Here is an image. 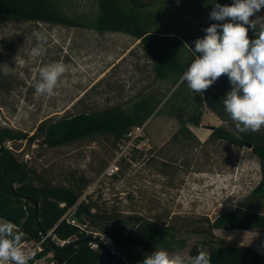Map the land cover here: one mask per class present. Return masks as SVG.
Listing matches in <instances>:
<instances>
[{"label":"rangeland","instance_id":"374dc122","mask_svg":"<svg viewBox=\"0 0 264 264\" xmlns=\"http://www.w3.org/2000/svg\"><path fill=\"white\" fill-rule=\"evenodd\" d=\"M146 1L160 16V28L185 39L182 56L188 66L194 59L189 46L194 47L195 39L205 35L204 28L217 22L209 17L213 4L208 0ZM58 3L71 16L91 17L97 10V0ZM250 19L258 30L264 28V8ZM35 31L49 37L40 56L31 54L37 44ZM57 60L64 62L66 71L54 94L38 93L39 68ZM218 82L217 78L200 95L186 82L177 88L169 79L156 78L142 45L125 33L33 20L0 22V126L31 134L41 121L80 112L114 105L132 111L142 99L154 107L130 143L95 135L56 147L26 140H6L5 144L42 182L68 186L85 182L81 196L101 211H116L121 217L139 215L161 227H172L175 238L184 240L168 249L172 254H188L194 244L208 250L204 234L195 231L206 230L216 216L242 204L260 179L258 158L249 147L208 137L213 126L231 129L202 101ZM192 97L203 105L197 124L188 121L194 111ZM111 164L116 170L106 175ZM248 203L264 214V197H253ZM140 226L134 223L132 230ZM86 229L102 233L92 222H86ZM211 235L212 240L247 245L264 255V231L215 228ZM155 248L166 247L152 244L148 253Z\"/></svg>","mask_w":264,"mask_h":264},{"label":"trees","instance_id":"16d2710c","mask_svg":"<svg viewBox=\"0 0 264 264\" xmlns=\"http://www.w3.org/2000/svg\"><path fill=\"white\" fill-rule=\"evenodd\" d=\"M220 4H230L232 0H218ZM146 0H97L96 13L91 16H71L65 12L58 0H0V22L3 21H41L60 24L66 27L89 28L98 32H121L139 40L144 54L152 61V70L156 78L169 79L177 88L183 83L181 74L187 65L183 58L186 49L185 39L178 34L160 28V16ZM213 7V6H212ZM212 9V8H211ZM257 33L260 31L256 28ZM255 31L249 29L250 38ZM217 87L203 96L204 105L219 118L231 124V129L213 126L208 137L229 141L236 146H246L256 155L260 168V179L246 197L233 210H227L208 222L206 230H196L204 234L211 264H264V255L247 245L224 243L221 238L212 240L211 231L215 228L258 229L264 231V214L249 206L253 197H264V127L259 131L240 133L224 111L223 96L231 85L226 74L219 78ZM194 101V111L188 121L199 123L202 104ZM181 110V108H178ZM146 99L135 102L132 111L120 105L108 108L80 112L55 120L41 121L29 134L0 126V217L15 222L28 237H38V231H47L55 226L54 233L61 239L84 238L87 235L76 225L61 220L67 208L76 203L85 182L62 185L42 182L34 169L18 160L15 154L4 146L6 140L38 141L48 147L66 145L95 135H110L119 142L135 126H142L153 112ZM186 122L184 123V127ZM182 129V128H181ZM81 179V178H80ZM33 196L38 202V220L32 202ZM64 203V206H60ZM74 216L82 224L92 222L100 226L102 233L112 238L125 260L106 258L88 245V240L74 246L55 248L46 243V250L59 253L63 262L60 264H140L148 254L152 244L171 249L173 244H183V239H176L170 226L146 220L139 215L121 217L116 211H101L91 201H81ZM140 225L138 230L132 226ZM215 244V245H213ZM201 248L194 244L188 254H195ZM59 264V263H58Z\"/></svg>","mask_w":264,"mask_h":264},{"label":"clouds","instance_id":"9594fccd","mask_svg":"<svg viewBox=\"0 0 264 264\" xmlns=\"http://www.w3.org/2000/svg\"><path fill=\"white\" fill-rule=\"evenodd\" d=\"M213 4L209 13L213 22L204 28L189 49L194 57L181 74V81L195 94L203 95L217 78L226 74L231 85L223 96L224 111L240 133L259 131L264 127V28L258 33L250 17L264 8V0H232ZM255 31L250 38L249 29ZM37 44L33 56L42 55L48 35L35 31ZM66 71L57 60L39 68L40 79L35 84L38 93L53 95L58 79ZM227 196V195H226ZM26 233L13 221L0 218V264H29L35 251L23 247ZM140 264H211V254L199 250L195 254H172L166 248H155Z\"/></svg>","mask_w":264,"mask_h":264},{"label":"built area","instance_id":"2783aa9c","mask_svg":"<svg viewBox=\"0 0 264 264\" xmlns=\"http://www.w3.org/2000/svg\"><path fill=\"white\" fill-rule=\"evenodd\" d=\"M142 129L141 126H135L133 127L127 134L125 139H127V142L130 143L133 142L136 137H138V133ZM134 133V134H133ZM5 147L8 149H12L11 146H8V144H4ZM116 168L115 165L111 164L105 169L106 175H111L115 172ZM84 196L78 198L75 204L70 206L66 209L64 214L61 217V220H65L67 223L71 225H76L80 228V230L84 231L87 236H90V239L88 240V245L95 251H98L106 258H121L122 260H125V257L121 254L117 246L114 244L111 237H109L106 234H102L100 232H92L88 231L86 229V224H82L77 220V218L74 216L75 210L77 208V205L84 201ZM60 206H64V203H60ZM2 218V217H0ZM56 225L51 227L47 231H38V237H28L26 236L23 240V247L26 251L32 252L35 251V256L32 260L29 261V264H58V261L55 259V253L53 250H46V243L47 241L52 243L53 245H56L58 247H63L66 244L70 243L72 238H65L61 239L56 236L54 233Z\"/></svg>","mask_w":264,"mask_h":264},{"label":"water","instance_id":"95a60500","mask_svg":"<svg viewBox=\"0 0 264 264\" xmlns=\"http://www.w3.org/2000/svg\"><path fill=\"white\" fill-rule=\"evenodd\" d=\"M27 199L30 200V201L32 202V205H33V207H34V213H35V216H36V218H37V220H38V202H37V200H36L33 196H28ZM89 239H90V236H86V237L81 238V239L75 238V239L72 240L70 243L66 244V245L64 246V248L69 247V246H74V245H76L77 243H79V242H81V241H85V240H89ZM53 246H54L55 248L58 247V246H56V245H53ZM54 257H55V259L58 261L59 264L63 262V260H62V258H61V256H60V254H59L58 252L55 253V256H54Z\"/></svg>","mask_w":264,"mask_h":264},{"label":"crops","instance_id":"0c3cea01","mask_svg":"<svg viewBox=\"0 0 264 264\" xmlns=\"http://www.w3.org/2000/svg\"><path fill=\"white\" fill-rule=\"evenodd\" d=\"M134 40H135V43H140L138 39L134 38ZM129 45H131V42L129 43Z\"/></svg>","mask_w":264,"mask_h":264}]
</instances>
